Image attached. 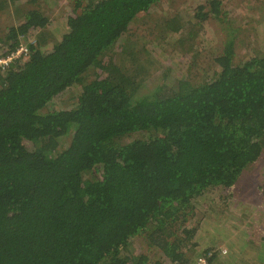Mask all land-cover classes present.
<instances>
[{
  "label": "trees",
  "instance_id": "obj_1",
  "mask_svg": "<svg viewBox=\"0 0 264 264\" xmlns=\"http://www.w3.org/2000/svg\"><path fill=\"white\" fill-rule=\"evenodd\" d=\"M71 1L58 14L57 0H0L22 18L0 32V54L36 32L27 59L0 71V264H222L197 234L208 193L255 239L224 264H264V226L244 197L226 207L264 157V42L237 53L229 33L203 62L207 47L184 46L220 12L210 0L195 22L156 20L152 44L170 51L156 60L131 26L161 0ZM138 237L151 255L135 251Z\"/></svg>",
  "mask_w": 264,
  "mask_h": 264
},
{
  "label": "rangeland",
  "instance_id": "obj_2",
  "mask_svg": "<svg viewBox=\"0 0 264 264\" xmlns=\"http://www.w3.org/2000/svg\"><path fill=\"white\" fill-rule=\"evenodd\" d=\"M57 1L61 5L60 7H62L58 14L66 13L69 9V5L72 4L71 0ZM208 1L210 0H161L150 8L151 11L149 15L141 16L138 21L132 24L131 31L135 32V39L146 42V46L154 50L156 45H153L152 41L160 32V23L156 20L171 21L180 18L179 20L184 23L191 22L193 20L191 19L193 8L197 4H206ZM218 1L220 2V12L218 15L216 17L209 15L208 19L204 22L196 24L195 27L197 28L193 27L192 31V34L195 36L192 38L189 37L184 47L188 48L191 46L200 50V48L204 49L209 45L216 46L215 44H219L221 39L223 41L226 38L225 36L230 35L229 33L237 36L239 43V47L236 49L237 53L244 52L248 46L253 45L252 48L260 47V44L264 42V0ZM45 5L46 3H44V6ZM6 10L10 12L9 15L5 11L0 12L1 33H3V30H6L8 26L19 23L22 20V18L18 20L11 10ZM44 10L48 11L49 8L46 7ZM58 10L59 8L53 12L52 16L56 17L55 13ZM55 17H53L49 26L54 23ZM192 22L195 21L193 20ZM201 30H203V32H201ZM31 34L35 37L36 32H32L30 35ZM177 46H179L177 47L179 50L181 44L178 43ZM156 48L158 53L163 52L161 55L157 54L155 56L156 60L166 59V57L169 56L170 51L166 52L161 46H157ZM210 50H212V48L207 47L206 53L202 52V56H199L203 62H206L209 57H211L212 54H207ZM192 56H188L187 63L183 65L184 69L173 66V75H177L178 72L182 74L187 68L191 69L190 65H193L195 60ZM175 62L176 59L173 58V63L176 64ZM173 78L172 76L171 79ZM172 82V80H169L168 83ZM62 103L67 106L71 101L67 103V101L64 102V100H62ZM70 138V134L67 137L65 136L60 142L61 145L66 146ZM242 177L245 187L240 188L238 195H236L238 196L237 200L226 204V207L238 212L241 206L244 205L247 207L246 211H250L251 213L250 216L252 217L251 222L253 225H257L259 229H262L264 226V157L249 165L243 172ZM253 188L257 193H254ZM242 197H244L242 199L244 204L241 202ZM214 201L216 202L213 203ZM222 204L224 203L219 200L215 193H208L203 196L200 200L197 214L199 217L206 214L207 216L205 217L207 219L201 222L197 234L200 237L199 241L202 242L201 245H205V243L219 244L220 260L222 264H224V261L227 260L226 258L230 256L233 260V254L239 253V250L244 249V244H252L255 239L251 235V224L248 223L249 221L240 219L239 214L236 212L234 215L230 214L229 216L221 214L218 210L222 208ZM259 217H261V219H259ZM132 245L135 251H142L150 255L152 253L150 248L146 246V240L141 237L134 240ZM222 249L226 251L222 252Z\"/></svg>",
  "mask_w": 264,
  "mask_h": 264
},
{
  "label": "built area",
  "instance_id": "obj_3",
  "mask_svg": "<svg viewBox=\"0 0 264 264\" xmlns=\"http://www.w3.org/2000/svg\"><path fill=\"white\" fill-rule=\"evenodd\" d=\"M18 44L10 51L0 54V71H3L7 68L10 62L13 60L21 59L26 60L28 57L29 47L30 45L34 44L36 42L35 37L30 33H27L25 36H21L19 38ZM2 42L0 41V50L2 48ZM226 250L222 249V252H225ZM196 263L201 264L204 261L203 257H199L196 259Z\"/></svg>",
  "mask_w": 264,
  "mask_h": 264
}]
</instances>
